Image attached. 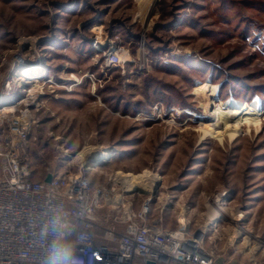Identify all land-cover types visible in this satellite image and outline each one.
<instances>
[{
  "label": "rangeland",
  "instance_id": "obj_1",
  "mask_svg": "<svg viewBox=\"0 0 264 264\" xmlns=\"http://www.w3.org/2000/svg\"><path fill=\"white\" fill-rule=\"evenodd\" d=\"M25 62L43 78L17 86ZM29 86L36 171L140 175L213 264H264V0H0V105Z\"/></svg>",
  "mask_w": 264,
  "mask_h": 264
},
{
  "label": "built area",
  "instance_id": "obj_2",
  "mask_svg": "<svg viewBox=\"0 0 264 264\" xmlns=\"http://www.w3.org/2000/svg\"><path fill=\"white\" fill-rule=\"evenodd\" d=\"M106 51L112 63L117 55L111 47ZM15 76L17 86L43 78L17 80V71ZM29 88L22 89L25 96L11 92V107L0 110L5 113L0 117V264H41L45 247L40 233L53 210L73 226L72 239L82 238L76 250L79 264H213L203 248V230L190 231L185 222L165 227L152 213L150 195L136 204L134 190L93 183L90 166L84 164L64 172L36 171L27 159L33 120L21 108L31 103ZM7 93L0 94V101ZM48 173L51 178L45 181ZM99 210L114 213L102 219Z\"/></svg>",
  "mask_w": 264,
  "mask_h": 264
},
{
  "label": "clouds",
  "instance_id": "obj_3",
  "mask_svg": "<svg viewBox=\"0 0 264 264\" xmlns=\"http://www.w3.org/2000/svg\"><path fill=\"white\" fill-rule=\"evenodd\" d=\"M73 226L59 210H53V218L41 229L45 255L41 264H79L77 244L82 238L72 239ZM50 237V239H49Z\"/></svg>",
  "mask_w": 264,
  "mask_h": 264
},
{
  "label": "bare ground",
  "instance_id": "obj_4",
  "mask_svg": "<svg viewBox=\"0 0 264 264\" xmlns=\"http://www.w3.org/2000/svg\"><path fill=\"white\" fill-rule=\"evenodd\" d=\"M41 71H42L41 66L39 67V66L23 65L22 68L19 69V71H18V74H19V78L18 79H21V78H24V79H26V78H38L39 74L41 73ZM201 88L208 93V96H212L213 93H214V90H215L214 86H208V84H206V83H204L203 86L201 85ZM30 91H32V88H30ZM19 101H21V100H19ZM1 105H3V106H1ZM1 105H0V110H6V109L11 107V105L9 103H3ZM206 106H205V110H207ZM229 107H231V106H229ZM229 107H227V106L224 107L223 106V108H224V110L222 109L223 115H228L229 116V115L232 114L233 110H232V108H229ZM103 156H104V154L103 155L100 154V155H97L95 157L93 155L92 157H94V160L96 159L98 161V158L100 159V157H103ZM92 161H93V158H92ZM125 175L128 177L126 179L124 177V179L126 181V184H127V187H125V188L128 191H130V189L133 190V188H138V189L143 188L142 187V183H144V182H142V181L144 180V178H141L140 175H134L132 173H126ZM153 179H154L153 180L154 182L157 181L155 178H153ZM122 180H123V178H122ZM175 243H177V240H175ZM177 247H179V245H177Z\"/></svg>",
  "mask_w": 264,
  "mask_h": 264
},
{
  "label": "water",
  "instance_id": "obj_5",
  "mask_svg": "<svg viewBox=\"0 0 264 264\" xmlns=\"http://www.w3.org/2000/svg\"><path fill=\"white\" fill-rule=\"evenodd\" d=\"M50 178H51V174L50 173H48L45 177H44V180L45 181H49L50 180ZM148 264H153V262L152 261H148L147 262Z\"/></svg>",
  "mask_w": 264,
  "mask_h": 264
}]
</instances>
